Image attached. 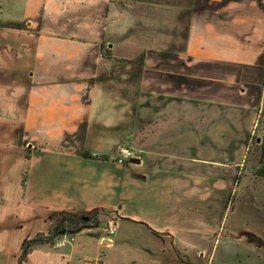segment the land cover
Masks as SVG:
<instances>
[{
    "label": "crops",
    "instance_id": "1",
    "mask_svg": "<svg viewBox=\"0 0 264 264\" xmlns=\"http://www.w3.org/2000/svg\"><path fill=\"white\" fill-rule=\"evenodd\" d=\"M167 5L0 0L1 21L20 25L0 30V264H17L60 212H98L101 224L63 249L36 248L25 264H205L187 174L92 156L110 154L95 129L98 80L112 60L139 62L153 76L145 91L164 79L166 94L187 99L213 86V98L244 97L263 112L264 0H193L186 21ZM174 119L168 131L187 133L192 122L171 128Z\"/></svg>",
    "mask_w": 264,
    "mask_h": 264
},
{
    "label": "rangeland",
    "instance_id": "2",
    "mask_svg": "<svg viewBox=\"0 0 264 264\" xmlns=\"http://www.w3.org/2000/svg\"><path fill=\"white\" fill-rule=\"evenodd\" d=\"M153 1L168 3V9L184 8L185 21L193 3ZM6 24L0 19V30L8 28ZM2 44L5 39H0ZM145 75L139 62L112 60L102 71L95 129L110 156L91 155L119 164L121 149H129L131 158L141 159L146 168L187 174L189 190L195 192L190 196V220L197 211L193 202L198 197L200 202L199 220L190 224L204 225L205 264H264V111L251 107L254 102L244 97L223 93L213 98V86L199 88L187 99L166 94L164 79L151 81L145 91L143 79L153 77ZM172 115L171 128L192 122L187 133L168 131ZM111 222L117 224L118 219Z\"/></svg>",
    "mask_w": 264,
    "mask_h": 264
},
{
    "label": "trees",
    "instance_id": "3",
    "mask_svg": "<svg viewBox=\"0 0 264 264\" xmlns=\"http://www.w3.org/2000/svg\"><path fill=\"white\" fill-rule=\"evenodd\" d=\"M4 27L20 28V25L7 23ZM100 224L101 222L98 212L86 214L75 212L55 213L51 216V225L46 233H39L36 237L29 239L22 244L21 254L17 264H25L28 261L29 255L36 248L52 246L58 239H61L65 235H77L84 230L98 228Z\"/></svg>",
    "mask_w": 264,
    "mask_h": 264
},
{
    "label": "built area",
    "instance_id": "4",
    "mask_svg": "<svg viewBox=\"0 0 264 264\" xmlns=\"http://www.w3.org/2000/svg\"><path fill=\"white\" fill-rule=\"evenodd\" d=\"M132 157V151L129 149H121V158L119 160V164H124L126 161L130 160ZM107 226V227H106ZM104 228L105 232L110 235H115L118 231V225L111 221L108 222ZM76 240V235H65L61 239H58L52 247L56 250L63 249L68 245L74 243Z\"/></svg>",
    "mask_w": 264,
    "mask_h": 264
},
{
    "label": "water",
    "instance_id": "5",
    "mask_svg": "<svg viewBox=\"0 0 264 264\" xmlns=\"http://www.w3.org/2000/svg\"><path fill=\"white\" fill-rule=\"evenodd\" d=\"M130 160H131L133 163H135V162L137 163V161H139V160L134 161L133 159H130Z\"/></svg>",
    "mask_w": 264,
    "mask_h": 264
}]
</instances>
